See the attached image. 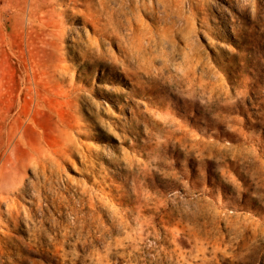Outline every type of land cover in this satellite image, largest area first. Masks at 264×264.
<instances>
[{
    "label": "rangeland",
    "instance_id": "rangeland-1",
    "mask_svg": "<svg viewBox=\"0 0 264 264\" xmlns=\"http://www.w3.org/2000/svg\"><path fill=\"white\" fill-rule=\"evenodd\" d=\"M0 264H264V0H0Z\"/></svg>",
    "mask_w": 264,
    "mask_h": 264
}]
</instances>
